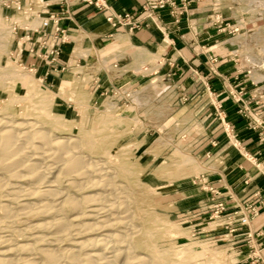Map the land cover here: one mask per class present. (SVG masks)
Listing matches in <instances>:
<instances>
[{
    "label": "rangeland",
    "instance_id": "rangeland-1",
    "mask_svg": "<svg viewBox=\"0 0 264 264\" xmlns=\"http://www.w3.org/2000/svg\"><path fill=\"white\" fill-rule=\"evenodd\" d=\"M62 1L65 8L58 12L40 0H0V119L38 123L53 136L74 139L84 162L109 171L114 182L98 183H104L102 190L64 174L55 184L75 200L99 193L101 205L120 207L134 230L127 229V244L146 264H264V234L252 227L257 208L242 202L232 207L211 179L231 159L259 168L241 135L249 132L259 153L264 149V0H159L158 7H166L178 28L184 22L192 38L162 33L159 55L137 47L126 51L119 37L97 46L84 27L65 28L62 20L71 19L73 3L102 12L110 6L103 0L99 6ZM51 14L61 18L64 32L57 38L39 29V19ZM106 21L129 32L144 24L131 13L110 12ZM180 41L184 54L176 51ZM194 46L205 58L204 71L192 59ZM3 177L0 205L9 212L0 210V252L11 259L30 254L16 245L79 249L76 240L110 232L84 234L72 221L73 235L50 245L42 238L33 242V225L41 220L38 201L5 197L13 181ZM83 202L85 212L89 204ZM72 212L66 207L53 216L71 220L79 215ZM244 215L251 218L249 226L240 223ZM84 246L80 252L87 251Z\"/></svg>",
    "mask_w": 264,
    "mask_h": 264
},
{
    "label": "bare ground",
    "instance_id": "bare-ground-1",
    "mask_svg": "<svg viewBox=\"0 0 264 264\" xmlns=\"http://www.w3.org/2000/svg\"><path fill=\"white\" fill-rule=\"evenodd\" d=\"M3 119H0V187L2 184L1 176L6 174L7 178L13 181V185L10 186L9 191L7 190L8 193L5 194L7 195L5 197L28 196L35 197L38 201L37 208L38 212L41 213V220L33 225L35 234L31 240L36 242L42 238L45 241L43 244L50 245L61 236L73 235L70 232L74 226L71 224L72 221L79 222L77 223V231L83 230L84 234L94 235L97 230H110V232L84 241L76 240L73 245L79 249L73 247L61 251L43 247L35 250L33 244L30 243L16 245L15 248L18 251L29 252L30 254L22 260H18L20 258L11 259L7 256L8 253L0 252V264H60V262L66 264H146L143 257L134 254V250H130L131 244H127V236H129L127 234L129 226H126L127 215L122 209H119L120 207L117 208L113 204L104 205L106 202L102 206L99 193L86 195L82 200H75L74 197H69L68 193H66L67 195L63 193L65 190L63 192L59 190V183L55 184L64 174L70 175L67 178L69 181L85 180L87 183H93L94 186H90L92 189L98 188L99 190L100 186L102 190V185L105 182L107 184L106 180L113 181L109 178V171H105L104 167H95L96 164L92 166L94 161H92L93 164H91L92 162L89 164L87 160V163L84 162V157L82 156V158L76 150L78 144L74 139L53 136L52 132L38 123H22L6 121L7 118ZM36 161H41L43 166ZM48 162L50 164H47ZM94 176L100 179L103 176L104 180L101 179V181L97 178L94 181ZM35 182H39L38 186L32 184ZM100 182L104 183L98 186ZM81 183L83 182L81 181ZM23 185H27L29 188ZM111 186L109 185V187ZM112 193L110 194L112 195ZM104 197L102 196V198ZM25 200L23 199V201ZM82 201L89 204L87 210H84L85 212L80 211ZM66 207L73 211V215H77V213L79 215L71 220L67 216L65 218L53 216V213L63 212ZM6 208V206L0 205L2 213L3 211L5 214L9 212ZM119 226L124 231L119 230ZM130 229H132L131 225ZM83 245L88 247L84 253L80 252ZM12 251L11 249L7 252L11 253Z\"/></svg>",
    "mask_w": 264,
    "mask_h": 264
},
{
    "label": "crops",
    "instance_id": "crops-1",
    "mask_svg": "<svg viewBox=\"0 0 264 264\" xmlns=\"http://www.w3.org/2000/svg\"><path fill=\"white\" fill-rule=\"evenodd\" d=\"M39 1V0H38ZM41 5H49L53 11H63L65 3L62 0H40ZM110 6V12L114 13H131L134 16L142 19L143 26L134 32H129L125 28L112 29L111 25L106 21V16L110 12H102L85 3H73L69 8L71 19L62 20L65 28H75L79 25L84 27L85 30L94 38L97 46H102L103 41L108 37L114 39L118 38L124 40V50L128 48L137 47L139 50H148L152 55H159L162 48L158 46L157 42L163 38V34L170 33L175 39H183L186 33L187 37L191 38L187 28L182 25L178 28L174 21L167 13V9L159 8V0H103ZM67 4V3H66ZM149 4L150 10L145 11L143 7ZM197 3L192 4L195 8ZM36 6V5H35ZM154 14H153V13ZM151 14V15H150ZM153 14V15H152ZM147 16H150L149 18ZM193 37V36H192ZM204 35L202 38H205ZM194 38V37H193ZM196 39V38H194ZM181 41L178 44V53L183 52ZM67 47V46H65ZM171 50V49H170ZM66 53L68 50H65ZM161 51V52H160ZM192 52V59L196 68L200 71L205 70V58L201 51L194 46L189 50ZM184 54V52H183ZM242 130V128H241ZM239 129V131H241ZM241 140L245 145V150L258 156L254 161L253 166L248 160L231 159L227 160L225 166L227 170L220 172L219 177L213 176L211 179L215 182V187L219 186V190L226 196L227 203L230 202L232 207L239 206V203L252 204L258 210V215L252 221V227L255 232L264 234V178L260 174V167L264 168V149L262 148L259 153L257 141L255 136H251L249 132H243ZM231 195L232 199L227 196ZM230 197V196H229ZM229 204V206H231ZM230 211H233V209ZM261 242H264V237H261Z\"/></svg>",
    "mask_w": 264,
    "mask_h": 264
},
{
    "label": "built area",
    "instance_id": "built-area-1",
    "mask_svg": "<svg viewBox=\"0 0 264 264\" xmlns=\"http://www.w3.org/2000/svg\"><path fill=\"white\" fill-rule=\"evenodd\" d=\"M85 1H87L90 4H93L94 3L96 6H99L98 0L97 1L85 0ZM128 18H129V16L126 15L124 19H128ZM60 19L61 18L59 16L55 15V14H51V15L46 16L44 18H40L39 19L40 20L39 21L40 22L39 29L41 30V34L42 35H47V36L49 35V37H51V38L53 36H55V38H57L58 36H60L64 32L58 26V23H59ZM40 41H41V38H40ZM50 49L52 50V52L54 54H57L58 51L54 47V43L51 44ZM216 213H219V212L217 211ZM239 220H240V223L242 225H246V226H249L250 225V222H251L250 216H247V215H244Z\"/></svg>",
    "mask_w": 264,
    "mask_h": 264
}]
</instances>
